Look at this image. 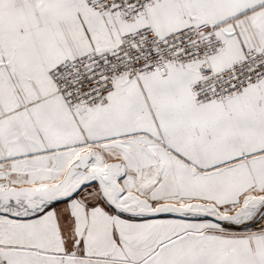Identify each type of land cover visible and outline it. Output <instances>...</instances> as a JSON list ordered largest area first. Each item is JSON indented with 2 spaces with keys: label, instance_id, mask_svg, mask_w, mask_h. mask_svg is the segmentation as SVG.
Returning <instances> with one entry per match:
<instances>
[{
  "label": "snow or ice",
  "instance_id": "obj_1",
  "mask_svg": "<svg viewBox=\"0 0 264 264\" xmlns=\"http://www.w3.org/2000/svg\"><path fill=\"white\" fill-rule=\"evenodd\" d=\"M0 264H264V0H0Z\"/></svg>",
  "mask_w": 264,
  "mask_h": 264
}]
</instances>
